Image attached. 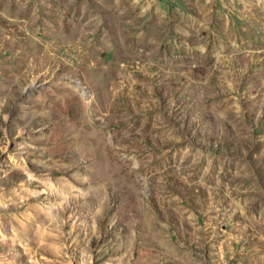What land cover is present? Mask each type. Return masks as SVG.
Masks as SVG:
<instances>
[{
    "label": "rangeland",
    "instance_id": "374dc122",
    "mask_svg": "<svg viewBox=\"0 0 264 264\" xmlns=\"http://www.w3.org/2000/svg\"><path fill=\"white\" fill-rule=\"evenodd\" d=\"M0 264H264V0H0Z\"/></svg>",
    "mask_w": 264,
    "mask_h": 264
},
{
    "label": "bare ground",
    "instance_id": "6f19581e",
    "mask_svg": "<svg viewBox=\"0 0 264 264\" xmlns=\"http://www.w3.org/2000/svg\"><path fill=\"white\" fill-rule=\"evenodd\" d=\"M80 91V90H79Z\"/></svg>",
    "mask_w": 264,
    "mask_h": 264
}]
</instances>
